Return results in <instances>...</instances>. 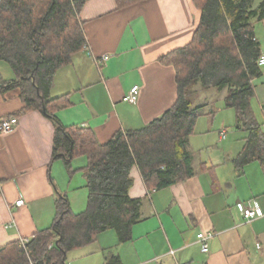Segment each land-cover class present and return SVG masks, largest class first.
<instances>
[{
    "label": "crops",
    "instance_id": "1",
    "mask_svg": "<svg viewBox=\"0 0 264 264\" xmlns=\"http://www.w3.org/2000/svg\"><path fill=\"white\" fill-rule=\"evenodd\" d=\"M80 17L88 46L57 72L51 98L59 106L54 113L62 125L89 128L103 144L119 130L147 125L175 104L176 70L160 59L192 41L201 10L196 0H138L127 6L117 0H88ZM104 55L108 59L100 63ZM263 75L254 81L251 104L264 132ZM0 78H15L3 61ZM134 86L139 87L137 102L125 101ZM197 91L200 96L206 92ZM221 91L224 99L227 90ZM24 107L19 90L0 92V119L19 120L14 131L0 133V248L49 229L59 193L69 197L75 213L84 211L87 202L85 193L76 211L73 194L55 188L52 168L61 159H53L54 122L39 111L24 112ZM195 127L186 145L195 174L155 189L134 167L130 196L141 200V220L133 226L132 239L121 243L115 230L99 234L77 255L84 264L91 258L106 264L111 254L120 264H264V215L246 221L238 207L252 205L264 214V160L239 169L234 159L248 132L237 127L232 142L225 125L214 138ZM224 129L226 138L221 139ZM217 141L226 143L219 146ZM75 160L79 167L86 165L84 156ZM20 199L24 204L15 206ZM13 219L17 226L5 228ZM208 232L213 237L203 253L197 235Z\"/></svg>",
    "mask_w": 264,
    "mask_h": 264
},
{
    "label": "trees",
    "instance_id": "2",
    "mask_svg": "<svg viewBox=\"0 0 264 264\" xmlns=\"http://www.w3.org/2000/svg\"><path fill=\"white\" fill-rule=\"evenodd\" d=\"M87 1L0 0V61L15 75L0 78V92L19 90L24 112L39 111L53 120V159L63 161L71 179L83 172L87 190L80 213L59 193L52 226L36 232L24 247L15 240L0 248V264H67L71 251L93 244L107 230H115L121 243L130 241L141 220V200L130 196L132 169L137 167L155 189L195 174L186 145L202 115L203 106L193 107L197 87L226 89L225 107L235 111L237 127L248 132L236 166L264 160V132L251 104L254 81L264 73L259 65L264 52L255 31L264 21V0L258 5L255 0H196L201 18L192 41L160 59L176 70L175 104L147 125L119 130L103 144L89 128L62 125L54 113L59 106L51 98L57 72L88 46L80 17ZM80 156L86 165L73 167ZM106 264H120L119 257L111 254Z\"/></svg>",
    "mask_w": 264,
    "mask_h": 264
},
{
    "label": "rangeland",
    "instance_id": "3",
    "mask_svg": "<svg viewBox=\"0 0 264 264\" xmlns=\"http://www.w3.org/2000/svg\"><path fill=\"white\" fill-rule=\"evenodd\" d=\"M260 1L262 0H255V5H257ZM255 31L261 43L262 50H264V24L262 22L257 23L255 26ZM198 96H200V94H198ZM223 96V91L213 88L207 90L204 93L201 92V96L198 99L196 98L195 102L193 103V107L203 106V108L202 115L196 121L195 131L196 129H199L200 132L207 133L210 138H214L217 137L218 129L225 125L229 133L227 137L229 140L232 139L233 142L236 138L234 133L237 131L235 111L233 109L225 108ZM225 143L226 142L217 141L219 146L224 145ZM72 165L75 168L81 166L79 160H73ZM52 177L54 179L55 188L57 187L62 193L68 191L69 195L73 194V198L75 199V210H81L80 208L82 207L80 206H82L81 204L84 202V195L87 193L83 187V172H77L72 176L71 179L67 173L63 161L56 160L55 166L52 168ZM84 251H86V248L71 251L68 254L67 262L69 264H84L85 262H83V256H77L81 253H84ZM91 259L92 260H87L86 263L90 262L89 264H97L96 260H93L95 258Z\"/></svg>",
    "mask_w": 264,
    "mask_h": 264
},
{
    "label": "built area",
    "instance_id": "4",
    "mask_svg": "<svg viewBox=\"0 0 264 264\" xmlns=\"http://www.w3.org/2000/svg\"><path fill=\"white\" fill-rule=\"evenodd\" d=\"M108 59L107 55H104L102 57V59L100 60L101 62H105ZM259 65L264 67V55L261 56V58L259 59ZM138 95H139V87L138 86H134L130 93L125 97V101L130 102V103H136L138 100ZM19 123V120L17 117H7V118H1L0 119V133H11L12 131L15 130V128L17 127ZM220 137L221 139H225L226 138V130H221L220 132ZM24 204V201L22 199L16 201L15 206H22ZM238 207L244 217V219L246 221H251L253 219L256 218H260L262 217L264 214L262 213V211L255 206L252 205H247L244 203H240L238 204ZM1 226V225H0ZM17 223L16 221L13 219L10 223L4 225L5 228H12V227H16ZM213 237V233L212 232H208V233H199L197 235V239L199 240V242L202 245V252L203 253H207L209 251V240ZM29 241V238H22L20 239V244L22 247L25 246V244ZM52 247V245L50 246V248Z\"/></svg>",
    "mask_w": 264,
    "mask_h": 264
},
{
    "label": "water",
    "instance_id": "5",
    "mask_svg": "<svg viewBox=\"0 0 264 264\" xmlns=\"http://www.w3.org/2000/svg\"><path fill=\"white\" fill-rule=\"evenodd\" d=\"M45 108V107H44Z\"/></svg>",
    "mask_w": 264,
    "mask_h": 264
}]
</instances>
